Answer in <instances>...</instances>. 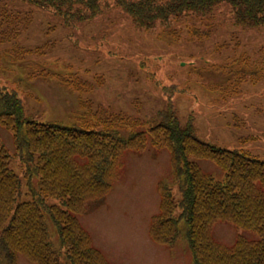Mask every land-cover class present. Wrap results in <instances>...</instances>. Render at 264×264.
<instances>
[{
  "label": "rangeland",
  "instance_id": "obj_1",
  "mask_svg": "<svg viewBox=\"0 0 264 264\" xmlns=\"http://www.w3.org/2000/svg\"><path fill=\"white\" fill-rule=\"evenodd\" d=\"M102 5L94 18L66 25L62 17L27 2L0 0L18 23L31 17L27 28L6 29L7 40H0V86L18 94L25 119L71 126L88 112L84 103H91L138 120L135 129L121 131L128 136L158 124L159 112L170 108L182 125L192 123L199 140L264 160V81L241 83L238 94L225 95L235 77L230 72L233 61L235 70L242 68L244 57L254 61L264 55V28L236 25L227 3L202 18L185 16L149 30L135 28L111 1ZM195 27L209 34L197 36ZM13 30H18L15 36ZM69 76H77L90 90L68 87L61 78ZM0 140L12 153V132L1 125ZM198 162L216 179L223 176L212 162ZM12 166L19 170L17 163ZM171 172L166 147L125 149L109 192L78 215L110 264H191L182 237L170 248L154 242L148 232L150 218L159 208L157 186L159 182L173 186ZM171 190L173 200H179L177 188ZM211 231L226 246L239 235L257 236L221 221ZM15 263L34 264L21 255Z\"/></svg>",
  "mask_w": 264,
  "mask_h": 264
},
{
  "label": "trees",
  "instance_id": "obj_2",
  "mask_svg": "<svg viewBox=\"0 0 264 264\" xmlns=\"http://www.w3.org/2000/svg\"><path fill=\"white\" fill-rule=\"evenodd\" d=\"M21 1L62 17L66 25L92 19L102 3L111 1L139 30L168 26L185 16L202 18L227 3L236 25L264 28V0ZM17 19L0 6V40H7L6 29L27 28L31 17L25 23ZM195 28L197 36L209 34ZM231 66L235 77L226 96L238 94L241 83L264 81V55L254 61L244 57L240 69L233 70L235 61ZM61 79L76 91L89 90L77 76ZM84 106L88 112L71 126L27 120L17 93L0 87V125L12 132L14 143L10 153L0 140V264H16L19 255L34 264H110L93 246L78 215L109 192L123 150H144L148 144L168 149L173 186L179 192L174 201L173 186L159 182L160 204L148 225L150 238L172 248L182 237L191 264H264V160L199 140L192 123L182 125L170 108L159 112L158 124L123 136L122 130L135 129L139 121L91 103ZM201 160L212 162L223 176L216 179L203 171ZM217 221L257 236L239 235L229 246L220 244L211 231Z\"/></svg>",
  "mask_w": 264,
  "mask_h": 264
}]
</instances>
